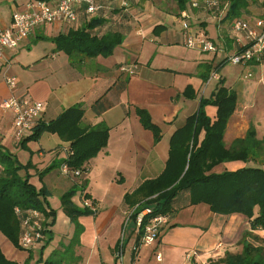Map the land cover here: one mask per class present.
I'll list each match as a JSON object with an SVG mask.
<instances>
[{
    "label": "crops",
    "instance_id": "obj_1",
    "mask_svg": "<svg viewBox=\"0 0 264 264\" xmlns=\"http://www.w3.org/2000/svg\"><path fill=\"white\" fill-rule=\"evenodd\" d=\"M36 1L42 0H0V28H7L13 13L28 11ZM204 1L97 0L101 9L93 17L105 20L97 32H118L124 38L108 57L85 59L73 65L64 52L56 50L53 39L80 27V19L75 23L38 26L16 49L3 52L0 146L22 165L29 164L30 182L37 189L47 190V201L55 211L54 225L47 229L51 241L56 236L52 246L51 241L44 243V237L31 249L18 250L0 235V247L7 259L23 264L31 252L33 264L37 260L35 253L48 247V259L53 258L57 264H214L225 253L241 252L240 241L250 231L248 218L240 214H214L205 204L189 205L188 192L180 193L172 203L169 223L153 245L140 244L139 229L133 220L125 226L132 202V198L126 197L164 172L171 137L188 117L198 112L202 101L206 116L215 120L216 107L209 100L219 83L236 94V106L223 135L225 147L243 139L250 127L257 140L264 139V63L232 65L227 61L237 49L230 28L232 19L226 18L228 4L219 1L218 9H213L219 13H215L201 6ZM193 3L201 7L194 8ZM182 13L188 15L193 33L201 30L214 42L216 52L188 49L184 45ZM210 16L215 19L216 40L206 30ZM262 17L264 0H253L237 18L254 21ZM157 57L160 60L156 61ZM127 66H134V73L121 71ZM245 73L251 78L246 79ZM7 77L16 80L13 90L6 84ZM11 95L43 104L38 119L23 139L32 134L39 122L53 121L65 110L80 105L83 127H108L106 147L84 165L80 178L63 175L60 166L67 160L68 142L46 132L37 140L26 142L24 148L14 141L12 115L1 107L2 101ZM137 109L148 113L160 130L157 143L141 125ZM203 138L201 130L197 142L200 144ZM255 164L229 162L213 170L219 173ZM50 167L53 168L40 179L38 174ZM260 167L264 169V165ZM82 181L84 190L78 189L71 202L83 209L82 201L87 200L96 212L78 217L80 231L76 233L75 225L61 209L60 197L72 187H79ZM252 235L254 239L248 238L251 244L264 246V231H254ZM120 248L121 260L117 256ZM66 250L69 253L65 254ZM193 253L187 260L186 255ZM158 254L160 261L156 260Z\"/></svg>",
    "mask_w": 264,
    "mask_h": 264
},
{
    "label": "trees",
    "instance_id": "obj_2",
    "mask_svg": "<svg viewBox=\"0 0 264 264\" xmlns=\"http://www.w3.org/2000/svg\"><path fill=\"white\" fill-rule=\"evenodd\" d=\"M219 1L228 4L226 18L233 19L239 17L253 0ZM183 3L186 4V1ZM79 19L83 21L80 27L70 29L67 35H59L53 39L56 50L64 52L73 65L85 59L111 56L124 40L123 35L118 32L107 31L101 35L97 32L105 23L104 19L84 15L81 10L76 22H79ZM209 103L216 107L215 120L211 121L206 116L202 101L198 112L188 117L185 125L171 137L164 172L155 180L142 184L130 197H126V200L132 198L128 205L131 211L129 220L135 222L136 216L144 209L151 211V214L143 219L138 232L139 240L142 227L149 218L171 215L174 200L180 193L188 192L189 205L205 204L214 214H240L249 220L250 231L240 241L241 252L225 253L224 257L214 264H264V246L258 243L259 239H255L258 243L256 246L248 241V238L254 239L252 232L264 231V169L260 167L264 165V139L257 140L253 127H250L243 139L234 141L226 148L223 135L236 106V94L219 83ZM136 112L143 128L152 133L154 142L157 143L161 138L158 127L151 122L148 113L140 109ZM82 118L83 110L80 105L73 106L53 121L39 122L33 128L32 134L17 144L24 148L26 142L37 140L44 132L56 134L63 142L69 143L66 149L67 160L64 161L71 171L69 176L80 178L85 170L84 165L106 147L109 131L103 124L83 127ZM201 130L204 131V138L199 144L197 136ZM250 161L256 163V166H243L219 173L213 170L222 163L245 164ZM29 168V164L22 165L15 155L0 146V235L18 250L22 249L19 245L23 231L22 219L28 211L40 212L46 228L55 222V211L47 201V190L45 187L37 189L30 182ZM51 168L53 167L39 173V178ZM84 188L85 182L82 181L79 187H72L60 197L61 209L75 225L76 233L80 231L78 217L92 215L89 209L78 208L71 202L76 191H83ZM16 209L20 211L19 214H16ZM50 235L49 230L44 231V243L51 241ZM43 248L33 264H57L53 258L43 261ZM67 253L69 250H66L65 254ZM32 261L33 255L29 252L23 264H30ZM0 264L17 263L8 260L0 247Z\"/></svg>",
    "mask_w": 264,
    "mask_h": 264
},
{
    "label": "built area",
    "instance_id": "obj_3",
    "mask_svg": "<svg viewBox=\"0 0 264 264\" xmlns=\"http://www.w3.org/2000/svg\"><path fill=\"white\" fill-rule=\"evenodd\" d=\"M204 9H218L219 0H205L201 5ZM198 3H193L192 7H201ZM101 9L96 0H56L54 3L46 1H36L29 5V10L25 12L13 13L11 23L7 28H0V57L5 50L16 49L19 43L27 38L33 30L41 25L54 23H73L77 21L78 12L81 10L84 15H93ZM183 20L184 42L188 49H198L202 52H216L217 46L206 37L203 31L193 33L192 26L188 22V15L181 14ZM230 28L234 34L233 40L236 44V51L227 57V61L232 65H257L264 63V17L248 21L241 18H234L230 22ZM134 66L122 67L121 71L127 74L134 73ZM248 74L245 77H250ZM6 84L10 90L16 87V80L13 77L6 78ZM4 111L11 113L14 126V141L20 142L27 131L38 119L43 104L39 101L17 98L13 95L4 99L1 103ZM60 172L69 176L71 171L65 162L60 166ZM83 208L90 210L94 215L96 208L87 200L82 201ZM19 214L18 209L15 210ZM149 209L141 211L135 219L137 228L140 229L143 219L150 215ZM131 211L126 214V221L129 220ZM42 214L35 210L28 211L22 219L23 231L19 239L22 249H31L38 243L44 241V231L48 230L43 225ZM169 223L167 215H156L147 221L142 227L140 244L143 246L153 245L162 229ZM220 246V245H218ZM122 249L117 252L121 260ZM193 254H187L189 260ZM156 260H161V255H156Z\"/></svg>",
    "mask_w": 264,
    "mask_h": 264
},
{
    "label": "rangeland",
    "instance_id": "obj_4",
    "mask_svg": "<svg viewBox=\"0 0 264 264\" xmlns=\"http://www.w3.org/2000/svg\"><path fill=\"white\" fill-rule=\"evenodd\" d=\"M220 5V4H219ZM221 8H222V6H220ZM211 11H214L215 13H219V11H217V10H211ZM116 12H120V10H117ZM206 30L208 31V32H210V36H211V38L212 39H215L216 40V37H215V19L214 18H212L211 16H210V18L207 20V26H206ZM155 60L156 61H158V60H160V58H155ZM251 72V71H250ZM247 74L248 73H245L244 75H246L247 76ZM233 75H235V74H233ZM251 78V76L250 77H246V79H250ZM129 220L126 222V224H125V226H127V225H129ZM56 240V236H55V239L53 240V241H51V245L50 246H52L53 245V243L52 242H54ZM48 248V247H47ZM47 248H45V250H44V253H43V255H42V259H43V261H46L47 259H48V256H49V254L47 253ZM35 256L37 257V259L39 258V252L38 253H35ZM8 260H11V258L10 259H8Z\"/></svg>",
    "mask_w": 264,
    "mask_h": 264
}]
</instances>
